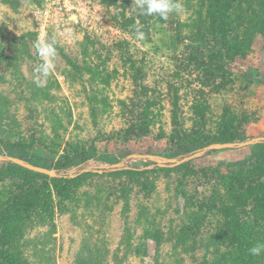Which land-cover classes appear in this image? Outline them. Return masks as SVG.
<instances>
[{
  "label": "rangeland",
  "instance_id": "obj_1",
  "mask_svg": "<svg viewBox=\"0 0 264 264\" xmlns=\"http://www.w3.org/2000/svg\"><path fill=\"white\" fill-rule=\"evenodd\" d=\"M99 1L120 32L111 42L49 32L55 68L37 87L32 10L40 0H0V156L50 171L0 159V264L17 255L10 243L21 244L19 255L31 264H198L206 254L200 244L222 226L237 183L246 188L256 175L248 161L264 158V140L212 147L264 137L256 4L232 0L226 64L211 58L223 42L210 30L209 0H174L185 11L167 19L139 14L133 0ZM137 25L144 40L135 36ZM214 61L224 70H213ZM245 71L252 82L240 77ZM229 122L235 140H213ZM195 138L202 144L181 151ZM51 172L77 180L56 190ZM46 185L49 196L29 215L17 211L21 192ZM243 211L245 224L263 230L251 203ZM226 252L219 246L209 259Z\"/></svg>",
  "mask_w": 264,
  "mask_h": 264
},
{
  "label": "trees",
  "instance_id": "obj_2",
  "mask_svg": "<svg viewBox=\"0 0 264 264\" xmlns=\"http://www.w3.org/2000/svg\"><path fill=\"white\" fill-rule=\"evenodd\" d=\"M211 3V29L214 32H217L219 36H221V40L223 45L221 49L215 50L212 55V59L215 57L217 62H220V58L225 57L226 64L230 58L231 47L223 40L225 35L228 32H232L228 29V25L230 24V5L232 0H209ZM252 3L257 5V12L255 13V19L253 21L252 29L257 30L264 34V0H251ZM217 62L214 61V69L217 72H221L224 70V65H219ZM212 64V63H211ZM210 64V66H212ZM202 67L205 64L201 65ZM207 69V73L211 72L212 68ZM240 77L243 79L244 82H252L251 81V74L247 73L246 71L242 74H239ZM248 86V84H247ZM228 128L225 133L219 135L217 138L213 140L218 141H225V142H232L235 140L236 135L231 132V122L228 123ZM210 141V140H207ZM202 144L200 139H187L182 147L181 151L184 153L191 152L195 147L197 148L198 145ZM87 151V150H86ZM84 151V152H86ZM88 152V151H87ZM249 165L252 167L253 171L255 172V177H253L252 181L244 187L243 183L238 182L234 191L233 197L230 200L229 204L226 206L223 212V223L222 226L216 231L215 236L212 239H204V241L200 244V247H203L206 254L204 256V260L198 262V264H264V253L260 256H252L249 253V249L252 248L256 244H264V241H260L258 238H262L264 236V227L262 229L254 230L247 224H245L243 217V210L244 206L247 204H252L256 209L259 216L263 219L264 218V158L255 157L250 159ZM13 167H16L17 171L20 174L28 173L32 176H40L39 173L27 170L23 167H20L16 164H12ZM10 166V168H12ZM52 167L59 172V170L64 167V160L62 158L56 160ZM109 167H103L102 170L106 171ZM135 174H138L136 172ZM72 180H77L69 178L67 174L57 173L55 178H52L53 183L55 184L56 190H70L68 187V183ZM79 182V180H78ZM47 191L49 187H37L34 186L29 190L21 192V198H17V204L20 203L19 207H23L22 210L17 209V211H25L29 215L30 209L34 208L35 206L39 205L40 201L45 200V197L49 196V192ZM45 190V191H44ZM235 192V193H234ZM48 193V194H47ZM16 204V205H17ZM44 207L43 209H45ZM14 213L15 216L19 214ZM4 240L8 239L11 232L9 230L4 231ZM14 246H10V249L13 250L12 252L17 253L15 258H9L2 264H31L29 260L21 258L19 255L21 244L16 245V243H10ZM219 246H224L228 248V252L225 253L223 259H209L216 253ZM210 248L216 249L212 253H210ZM39 262V263H38ZM36 262L37 264H46L45 262Z\"/></svg>",
  "mask_w": 264,
  "mask_h": 264
},
{
  "label": "built area",
  "instance_id": "obj_3",
  "mask_svg": "<svg viewBox=\"0 0 264 264\" xmlns=\"http://www.w3.org/2000/svg\"><path fill=\"white\" fill-rule=\"evenodd\" d=\"M37 37L49 32L56 35L88 34L111 42L117 28L112 15L99 0H40L32 10ZM70 30V31H69Z\"/></svg>",
  "mask_w": 264,
  "mask_h": 264
},
{
  "label": "clouds",
  "instance_id": "obj_4",
  "mask_svg": "<svg viewBox=\"0 0 264 264\" xmlns=\"http://www.w3.org/2000/svg\"><path fill=\"white\" fill-rule=\"evenodd\" d=\"M135 5L134 10L139 11V14L146 16L159 15L163 19H167L170 13L183 14L185 9L179 2L174 0H133ZM143 26H135V36L138 40L145 39V33L142 31ZM70 31V30H69ZM56 39L46 38L44 34L38 36L34 42L37 55L41 60L40 66L35 69L40 75L36 77L35 83L37 87H43L45 80L40 79V76L49 77L55 68V59L57 57ZM252 256H260L264 253V244H256L249 249Z\"/></svg>",
  "mask_w": 264,
  "mask_h": 264
},
{
  "label": "water",
  "instance_id": "obj_5",
  "mask_svg": "<svg viewBox=\"0 0 264 264\" xmlns=\"http://www.w3.org/2000/svg\"><path fill=\"white\" fill-rule=\"evenodd\" d=\"M260 140H264V137L262 138H255V139H252V140H248V141H244V142H241V143H216L214 145H212V147L214 146H234V145H246V144H250V143H254V142H257V141H260ZM0 159H5V160H12L14 162H17L18 164L24 166V167H27V168H30L32 170H35V171H41V172H45V173H49L50 171H48L47 169H44L42 167H37V166H32V165H29L28 163H26L25 161L21 160V159H18V158H13V157H2L0 156ZM116 165H110L109 168H114ZM51 174L53 176L57 175L55 172H51Z\"/></svg>",
  "mask_w": 264,
  "mask_h": 264
}]
</instances>
